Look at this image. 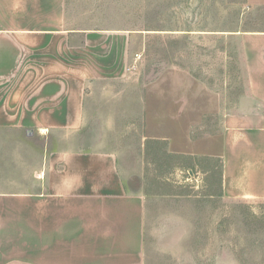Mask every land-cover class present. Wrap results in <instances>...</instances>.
I'll use <instances>...</instances> for the list:
<instances>
[{"label": "rangeland", "instance_id": "rangeland-1", "mask_svg": "<svg viewBox=\"0 0 264 264\" xmlns=\"http://www.w3.org/2000/svg\"><path fill=\"white\" fill-rule=\"evenodd\" d=\"M66 16L128 34L125 70L87 87L79 131L28 142L115 155L145 200L142 264H264V200L225 199L220 163L224 120L249 90L235 33L264 29V10L249 0H66Z\"/></svg>", "mask_w": 264, "mask_h": 264}, {"label": "crops", "instance_id": "crops-1", "mask_svg": "<svg viewBox=\"0 0 264 264\" xmlns=\"http://www.w3.org/2000/svg\"><path fill=\"white\" fill-rule=\"evenodd\" d=\"M235 35L249 90L224 120L221 193L264 200V29ZM128 47L69 24L66 0H0V264H142L145 200L115 155L28 142L79 131L85 90L120 77Z\"/></svg>", "mask_w": 264, "mask_h": 264}]
</instances>
